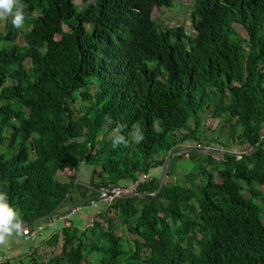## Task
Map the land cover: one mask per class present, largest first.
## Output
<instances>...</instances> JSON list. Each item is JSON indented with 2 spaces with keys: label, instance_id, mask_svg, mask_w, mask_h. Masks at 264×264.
<instances>
[{
  "label": "trees",
  "instance_id": "obj_1",
  "mask_svg": "<svg viewBox=\"0 0 264 264\" xmlns=\"http://www.w3.org/2000/svg\"><path fill=\"white\" fill-rule=\"evenodd\" d=\"M179 1L189 0H22L26 24L0 32V194L22 225L50 217L21 238L81 207L77 192L100 201L147 174L137 194H154L153 171L177 153L158 195L100 201L85 228L72 219L43 239L60 253L32 245L23 264H264V0H193L192 35L154 18ZM205 115L227 116L217 143L247 151L208 150L188 185L171 181L176 160L198 155L178 153L200 142ZM118 128L128 146L113 147Z\"/></svg>",
  "mask_w": 264,
  "mask_h": 264
},
{
  "label": "rangeland",
  "instance_id": "obj_2",
  "mask_svg": "<svg viewBox=\"0 0 264 264\" xmlns=\"http://www.w3.org/2000/svg\"><path fill=\"white\" fill-rule=\"evenodd\" d=\"M75 2L80 5L82 3V0H75ZM194 4L193 0H189V1H179L175 4V7H171V8H161V9H157L155 11L154 14V18L155 20L162 25L163 27H175V26H179V27H184L189 35H192V33L194 32V28H193V20H192V16L189 14V9L190 7ZM12 17L9 16L5 19H0V32L4 31L6 28V24L11 21ZM24 24H26V22H24ZM24 28H27L26 26ZM9 43H6L5 45H7ZM9 46V45H7ZM206 116V122L203 124V127L201 129V133L199 134V139L200 142H195L192 141L190 143L184 144L181 147H179V149H181L183 155L193 151L192 149H194L198 155L196 156V158L194 160H191L187 157H185L182 160H176L175 164L177 165V170H176V174L175 177L172 179H170L171 181L173 180H178V181H182V183L184 185H188V183H186L185 177L187 174L191 173V172H195V174L199 173L201 170V167H207L208 168V162L202 163L203 159V153H208V150L211 151H222V152H227V151H231V153L233 154H239L242 153L244 151H247L248 147H241L239 146V144L230 141V145H220L217 143V141L222 142V144H225L228 142V134H229V123L225 122L226 120H223V118L227 116H223L221 119L220 118H214L210 115H205ZM239 134V131L237 130V135ZM83 169L85 170H90L89 167L83 165L81 171H83ZM164 169V168H163ZM162 169V170H163ZM92 170V169H91ZM211 171L215 172L216 170L211 168ZM161 175L162 178V174L163 171L161 170H154L153 174H159ZM73 172L72 171H65L64 173H58V177H60L61 179H64L65 176H68V179L70 177H72ZM84 173H80L79 177L82 178H86V176L82 175ZM194 174V178L195 184L200 183L202 180H204V178L198 177V175ZM168 180V178H167ZM76 184V183H75ZM258 190L261 191L262 193H264V186L258 187ZM100 201L98 200V203ZM102 203V201H101ZM84 214H88L89 215V211L87 209H83L81 210V212L79 214H76L73 218V225L74 227H78L80 228L81 226H83L84 224H82L81 222V218ZM89 224V223H88ZM64 225L63 222L59 221L57 224V229H60L62 226ZM41 226H43L45 235L41 236V237H36V240H32V241H28L25 238H21L19 233H13L9 236L6 237L5 243L6 242H10L11 243H27L26 246H29L30 244L34 245L33 243H36L35 241L39 242L42 239H46L47 237H49L55 230L57 229H46V223L43 222L41 224ZM119 233V232H118ZM4 244V243H3ZM5 250V249H4ZM38 254L43 257L46 258V256H50L52 255V252H54V254H58L60 253V247H52L51 245H49L48 243H43V245L39 246L37 248ZM30 253V250L27 252L26 255L19 257L14 256L13 258L16 259L18 258L19 260L17 261L18 263H22L21 260H26L28 259L27 255ZM11 255V253H10ZM12 255H17L16 254V250L12 251Z\"/></svg>",
  "mask_w": 264,
  "mask_h": 264
},
{
  "label": "clouds",
  "instance_id": "obj_3",
  "mask_svg": "<svg viewBox=\"0 0 264 264\" xmlns=\"http://www.w3.org/2000/svg\"><path fill=\"white\" fill-rule=\"evenodd\" d=\"M27 5L22 0H0V19L12 17L11 23L15 28H21L26 19ZM135 130L130 133L131 142L139 143L144 139V135L139 127L134 126ZM120 129L116 130L117 135L113 140V147L123 144L128 146L129 140L119 134ZM7 194H0V244L5 243L6 237L11 235L13 230L19 232L22 227V219L17 221V210L13 208L8 199Z\"/></svg>",
  "mask_w": 264,
  "mask_h": 264
},
{
  "label": "built area",
  "instance_id": "obj_4",
  "mask_svg": "<svg viewBox=\"0 0 264 264\" xmlns=\"http://www.w3.org/2000/svg\"><path fill=\"white\" fill-rule=\"evenodd\" d=\"M151 177L147 174H142L141 177L134 181L133 183L127 186H118L114 187L113 189H103L100 201L102 202H111L115 198L119 197H128L134 194H137V190L140 185L149 182ZM82 207H73L69 211H67L62 216H56L48 221L46 224V229H57V224L59 221L63 222L64 225L68 226L72 221L73 217L81 211ZM44 227L38 225L34 229H27L25 230V239L28 241H32L36 237H41L45 235ZM0 260V264H1Z\"/></svg>",
  "mask_w": 264,
  "mask_h": 264
},
{
  "label": "crops",
  "instance_id": "obj_5",
  "mask_svg": "<svg viewBox=\"0 0 264 264\" xmlns=\"http://www.w3.org/2000/svg\"><path fill=\"white\" fill-rule=\"evenodd\" d=\"M81 169H82V167L80 168V171L78 173V180L83 182V183H89L91 178H92V170H91L92 168L89 167L90 170L83 169V171H81ZM80 173H84V174H82L84 176L87 175L86 178L81 179L79 177ZM129 181H131V179L127 181L128 184H129ZM74 196H75L74 202H76V203L81 202V204H82L81 207L83 209H87L89 211V215L84 214L81 218V222L83 221L82 224H84V225L81 226L80 228H85L88 225V223L91 221V219H93L95 214L98 213V210L102 209L103 206L101 205V203L100 204L98 203V200H94L90 193H86V194L82 195L79 192H77ZM82 208H81V210H82ZM34 239L36 240V238H34ZM35 242L36 243H33L35 248H38L39 246L43 245V239L40 240L39 242H37V241H35ZM26 244L27 243L21 244L18 242L11 243V241L6 242L4 244H0V255L5 256L9 259L18 261L19 260L18 258L14 259L13 257L16 256V257L20 258L21 256L26 255L27 252L30 250V247L32 246V244H30L29 246H26ZM15 250H16L17 255H12V251H15ZM10 253H11V255H10Z\"/></svg>",
  "mask_w": 264,
  "mask_h": 264
},
{
  "label": "water",
  "instance_id": "obj_6",
  "mask_svg": "<svg viewBox=\"0 0 264 264\" xmlns=\"http://www.w3.org/2000/svg\"><path fill=\"white\" fill-rule=\"evenodd\" d=\"M193 151H195V150L193 149ZM181 153H182V152H179L178 154H181ZM176 154H177V153H174L172 156H170V157L168 158V160H167V162H166V165H165V167H164V170H163V174H162V178H161V181H160L159 188L157 189V191H156L154 194H142V193L139 194V193H138V194H134V195H131V196H128V197H131V198H132V197L148 198V197H154V196L158 195V194L160 193V191L162 190V188L164 187L165 183H166V180H167L168 175H169V171H170V167H171L172 159H173L174 155H176ZM76 182H77V181H75V182L71 185L70 190H69V192H68V195H67L66 199H65V200H64V201L58 206V208L56 209V212L59 211V210L63 207V205L66 203L67 199L70 197V195H71V193H72V191H73V188H74ZM128 197H124V198H128ZM49 218H50V217H43V218H40V219L34 220V221L30 222V223H27V224H25V225H22V227H21L20 230H23V229H25V228H27V227H30L32 224H36V223H38V222H41V221H43V220H47V219H49ZM15 232H17V231L13 230L12 233H15Z\"/></svg>",
  "mask_w": 264,
  "mask_h": 264
}]
</instances>
